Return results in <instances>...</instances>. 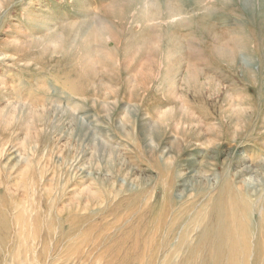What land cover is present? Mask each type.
Masks as SVG:
<instances>
[{
    "label": "rangeland",
    "instance_id": "374dc122",
    "mask_svg": "<svg viewBox=\"0 0 264 264\" xmlns=\"http://www.w3.org/2000/svg\"><path fill=\"white\" fill-rule=\"evenodd\" d=\"M146 1L0 0V264H188L195 219L264 217V0Z\"/></svg>",
    "mask_w": 264,
    "mask_h": 264
},
{
    "label": "bare ground",
    "instance_id": "6f19581e",
    "mask_svg": "<svg viewBox=\"0 0 264 264\" xmlns=\"http://www.w3.org/2000/svg\"><path fill=\"white\" fill-rule=\"evenodd\" d=\"M144 2L145 3H143V8L147 9L149 7L148 5L150 2L146 1V0H144ZM98 26L100 27V29H102L103 33H105L108 29L104 25V23H101V22L98 24ZM89 33L92 34V30H89ZM110 43H111V40L107 39L106 46L108 47ZM232 194L233 193L231 192L230 195H232ZM239 196L242 197L241 195H239ZM237 203L238 202H236V198L234 196H231V199L229 202L230 208L235 209L237 207ZM222 206H223L222 201L217 202V207L219 209H221ZM251 206H252V204H251ZM243 207L246 208L245 206H243ZM3 211L4 212H2V209H0V255H1V252H3V254H4L6 251V249H5L6 243H7V245L9 244L7 241H8V238L10 239L11 232H13L11 229V227H12L11 224L14 223L15 222L14 219H16V218H6L7 216H5V210H3ZM1 213L2 214L4 213V217ZM1 216L3 218H1ZM19 219L17 221H19ZM195 220H196L195 221L196 223L194 224L193 228L178 232L177 244H176V248L174 249L175 253H177V252L180 253L179 251H181L182 248H184L186 250L187 257H188V262H187L188 264H264V217L263 218H257L255 225L251 224L249 222L248 218H236V217L235 218H197ZM173 221H174V219H173ZM173 221L170 224L169 233L174 236L175 235V222H173ZM49 222H51V221H49ZM197 223H198V225H196ZM20 224L21 223L18 222V224H17V225H19L18 227H21ZM49 224H51V223H49ZM55 225H57V224H55ZM57 228H59V227H57ZM13 230H16V227H15V229L13 228ZM83 233L84 232H82L81 235ZM191 234H192V236H191ZM15 236H17V235H15ZM190 236H191V238H190ZM193 237H194V240H193ZM165 242H167V241H165ZM28 243H31V242H28ZM168 243H171V242H168ZM171 249H173V248H171ZM73 250H72V252H73ZM76 254H77V252H76ZM7 255L10 257L11 253L8 252ZM13 255H14V253H13ZM13 257H15V256H13ZM3 258H4V256H3ZM12 258H11V260H12ZM11 260H10V264H15L14 258H13V261H11ZM50 262L51 261H49V263ZM2 263L5 264L3 261H2ZM44 264H46V262Z\"/></svg>",
    "mask_w": 264,
    "mask_h": 264
}]
</instances>
